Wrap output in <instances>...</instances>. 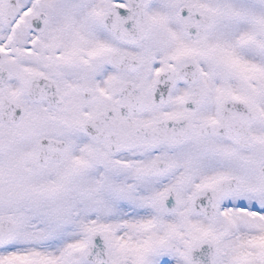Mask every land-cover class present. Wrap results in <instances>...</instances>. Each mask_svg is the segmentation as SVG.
I'll return each mask as SVG.
<instances>
[{
    "label": "snow or ice",
    "instance_id": "snow-or-ice-1",
    "mask_svg": "<svg viewBox=\"0 0 264 264\" xmlns=\"http://www.w3.org/2000/svg\"><path fill=\"white\" fill-rule=\"evenodd\" d=\"M0 264H264V0H0Z\"/></svg>",
    "mask_w": 264,
    "mask_h": 264
}]
</instances>
